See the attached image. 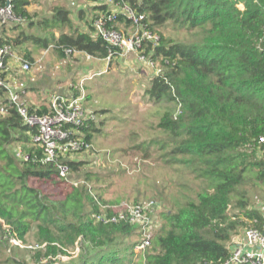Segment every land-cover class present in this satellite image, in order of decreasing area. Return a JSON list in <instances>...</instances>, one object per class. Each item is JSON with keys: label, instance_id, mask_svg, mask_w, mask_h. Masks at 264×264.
Listing matches in <instances>:
<instances>
[{"label": "trees", "instance_id": "16d2710c", "mask_svg": "<svg viewBox=\"0 0 264 264\" xmlns=\"http://www.w3.org/2000/svg\"><path fill=\"white\" fill-rule=\"evenodd\" d=\"M6 1L0 0V5ZM8 1L22 20L0 24V46H11L31 65L35 60L30 46L51 47L58 57L77 52L106 59L111 52L109 63L120 57L116 47L94 33L93 20L107 9L98 0H89L86 12L76 9L86 31L73 25L67 8L57 6L50 18L33 20L26 9L31 0ZM126 1L144 15L143 26L159 35L156 45L144 41L142 46L159 71L154 73L135 58L134 66L150 69L145 95L154 106L166 107L155 123L163 133L160 148L170 155L165 162L189 167L199 181L195 196L177 210L161 211L159 206L151 244L135 256L138 228L123 221L95 220L92 215L101 212V205L118 201L103 198L93 186L101 179L84 169L85 158L72 157L94 150L93 137L103 123L97 119L98 110L84 105L85 96L82 106L92 117L83 120L75 136L91 147L59 157L68 167L64 179L53 162L43 160L42 148L32 140L35 127L22 124L0 86V249L6 252L0 264H35L58 254L75 257V264H216L229 256L234 235L264 220L259 205L263 198L253 200L248 193L249 187L264 192V140L259 141L264 137V0ZM111 23L124 33L133 29L122 13ZM168 23L190 38L165 34L162 28ZM33 26L44 35L25 30ZM27 106L49 112L45 104ZM152 138L148 145L142 143L145 158L152 156L150 147L158 141ZM256 199L260 203L254 204ZM6 228L24 245L43 247L11 245ZM32 230L33 244L27 242Z\"/></svg>", "mask_w": 264, "mask_h": 264}, {"label": "rangeland", "instance_id": "374dc122", "mask_svg": "<svg viewBox=\"0 0 264 264\" xmlns=\"http://www.w3.org/2000/svg\"><path fill=\"white\" fill-rule=\"evenodd\" d=\"M90 5L89 0H31L26 9L33 20H38L43 17L50 18L57 6L67 8L71 12L73 25L77 27L76 23L79 20L77 7H83L86 12L90 9ZM52 29L56 35L60 33L57 28ZM25 30L44 35V31L37 26L25 27ZM64 30L68 31L67 27ZM162 31L174 38H190L186 31L177 30L174 25L169 23L162 28ZM32 48L34 47L32 46ZM50 48L40 49L39 53L36 52L37 50L34 51L35 57L41 59L40 61L35 60L32 67L34 73L45 70L53 74V70L56 69V61ZM78 54L80 56L76 57V62L71 66L76 77L73 82H77V85L82 82L86 92H90V99L86 100L84 105L98 109L97 119L103 123L101 132L93 137L94 150L74 153L72 156L77 154V157L85 158L87 161H85L84 169L95 171L98 174L101 181L93 186L98 189L103 198L109 201L133 202L152 198L160 204L161 211L177 210L187 201L193 199L199 181L194 178L189 167L177 164L175 160L165 162L170 158V155L165 153V149L160 148L163 133L155 127V123L158 120L159 111L166 107L163 104L154 106L145 95L144 90L147 82L146 78L141 76L143 72H139L141 67L138 64L133 66L129 62V58L127 62L121 64L113 63L110 73L91 75L90 78L83 77L80 81L79 73L86 74L88 71L98 69V66L83 54ZM60 68L64 69V66H60ZM20 75L24 80L26 74L20 72ZM101 80H105L109 86L104 88ZM18 81L20 80L18 79ZM69 82L67 80L63 84L68 85ZM103 108L106 110L100 112L99 109ZM152 137H156L158 141L153 142L150 147L153 150L152 156L145 158L142 143L148 145L153 139ZM248 189L253 200L256 197L263 198V203L259 202V205L264 208L263 190L259 188L255 190L251 187ZM161 219L160 221L163 220ZM241 230L243 233L244 229ZM234 236L241 237V233L238 232ZM34 241L35 232L32 230L27 236V242L33 244ZM5 253L0 249V259ZM75 263V257H71L69 254H58L48 257L44 264Z\"/></svg>", "mask_w": 264, "mask_h": 264}, {"label": "built area", "instance_id": "2783aa9c", "mask_svg": "<svg viewBox=\"0 0 264 264\" xmlns=\"http://www.w3.org/2000/svg\"><path fill=\"white\" fill-rule=\"evenodd\" d=\"M98 3L104 4L107 9L100 12L99 16L93 20L94 33L99 34L105 42L116 47L120 57L127 58L133 55L138 62H144L154 69V73H157L159 67L145 55L142 46L144 41L156 45L159 41V35L143 26L144 15L133 9L126 0H98ZM116 13L124 14L132 22L133 29L127 33L116 30L111 23ZM11 20L21 22L22 19L13 14L12 5L7 0L4 5H0V24ZM66 52L72 53V50L67 49ZM111 55L112 53L109 52L106 60H109ZM85 57L91 59L89 55H85ZM10 59L17 64L21 72H28L31 68L30 62L19 56L11 46H0V86L5 89L4 98L9 104L15 106L22 118L23 125L30 128L35 127L36 132L32 136V140L42 148L43 160L53 162L58 174L67 179L68 167L59 157L66 155L67 152L88 150L91 147L82 138L75 136L78 127L83 124V120L88 116L92 117L90 111L82 106L85 99L83 84L80 82L77 92L70 96L53 95L49 101V112L30 111L20 99V93L24 89L23 82L7 75ZM2 73H4V77ZM263 140L264 137L261 136L259 141L262 142ZM24 158L26 159L27 156ZM93 198L97 200L94 195ZM260 208L264 213L263 206ZM101 209V212L92 215L95 220L102 223L123 221L138 228L139 238L133 246V252L135 256L143 255L145 249L150 246L152 236L159 225L158 202L153 199L137 202L119 201L115 204L101 205ZM5 236L8 237L11 245L28 248L43 247L42 244L24 245L7 228L5 229ZM229 246V256L216 264H264V220L260 226L253 224L245 228L241 237L231 241ZM44 260L46 262L44 258L35 261V264H44ZM203 264L210 263L205 262Z\"/></svg>", "mask_w": 264, "mask_h": 264}, {"label": "crops", "instance_id": "0c3cea01", "mask_svg": "<svg viewBox=\"0 0 264 264\" xmlns=\"http://www.w3.org/2000/svg\"><path fill=\"white\" fill-rule=\"evenodd\" d=\"M70 16H71V14H70ZM76 25L78 26L79 31L88 30L87 26L83 20H80V21L77 20ZM65 32H67V31H65ZM0 35H1V32H0ZM31 47L32 46H30V48ZM31 50H33L32 55L34 57V60H36L37 58L35 57L34 51L37 50L36 52L39 53L40 49L39 48L37 49L34 47ZM78 55L79 54L76 52L73 55H69L66 57H58L57 55H55L53 53L52 56H53L54 60L56 61L55 62L56 69L53 70V74H50L48 71H45V70L34 73V71L32 69L34 63L36 61L41 60V59H37L31 65V69L28 72H23L26 74V77L24 78V80L21 79L22 75H20L21 71H20L19 67L17 66V64L14 61H12L10 59L8 61V65H10V66H9V70H8L7 75H8V77L16 78L17 80L19 79L20 81L23 82L24 89H23V92L20 93V99L23 103H25L26 105L35 106V107H39L42 104L49 106V101L53 95L62 94V95L70 96V95L75 94L77 92V86L78 85H77V82L74 83L75 78H76L75 74H74L75 71H74V69L71 68V66L76 62V60H77L76 57ZM133 58H134L133 55H130L127 58L118 57V58H116V60L114 59L111 63H109L108 60H106V59H94V58L92 59L91 58L90 61L91 62L93 61V63L98 66V69L93 70V71H88L86 74H83V75H81L82 72L79 73V75H78L79 79L81 81V79L83 77L90 78L91 75H95V74L101 75L104 72L110 73L111 72L110 68L112 67L113 63L121 64L122 62H127L128 59H129V62H131V64L134 66V64L136 62L133 60ZM60 66H64V69H61ZM149 71H150V69H148V68L145 69L141 66V69L139 72H143V75L141 73V76L145 77L147 80V78L149 77ZM27 76H28V78H27ZM67 80L70 81L69 82L70 84L64 85L63 83H65ZM101 82H102L101 84L104 86V88H106V86H109V84L105 80H101ZM84 90H85V96L87 97V100H89L90 99V92L87 93L85 87H84ZM88 106H90V105H88ZM90 108L94 109L92 106H90ZM105 110H106L105 108L99 109L100 112H104ZM72 157L76 158L77 154H75ZM78 157H80V156H78ZM257 203H259L258 200H257ZM239 232L242 234V230H240ZM235 239H237V238L235 236H233L231 241L233 242Z\"/></svg>", "mask_w": 264, "mask_h": 264}]
</instances>
